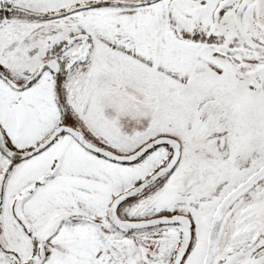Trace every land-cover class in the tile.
<instances>
[{
	"label": "snow or ice",
	"instance_id": "obj_1",
	"mask_svg": "<svg viewBox=\"0 0 264 264\" xmlns=\"http://www.w3.org/2000/svg\"><path fill=\"white\" fill-rule=\"evenodd\" d=\"M0 264H264V0H0Z\"/></svg>",
	"mask_w": 264,
	"mask_h": 264
}]
</instances>
